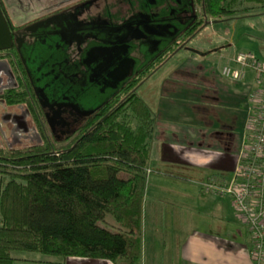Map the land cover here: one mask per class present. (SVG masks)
I'll return each instance as SVG.
<instances>
[{
    "label": "flooded vegetation",
    "instance_id": "flooded-vegetation-1",
    "mask_svg": "<svg viewBox=\"0 0 264 264\" xmlns=\"http://www.w3.org/2000/svg\"><path fill=\"white\" fill-rule=\"evenodd\" d=\"M0 9L10 34L0 48L3 150L75 145L174 58L222 49L195 40L224 21L204 0H0Z\"/></svg>",
    "mask_w": 264,
    "mask_h": 264
},
{
    "label": "trees",
    "instance_id": "trees-1",
    "mask_svg": "<svg viewBox=\"0 0 264 264\" xmlns=\"http://www.w3.org/2000/svg\"><path fill=\"white\" fill-rule=\"evenodd\" d=\"M204 2L206 12L222 20L264 6V0ZM153 123L151 107L135 92L75 145L0 148V264H14L17 250L142 264ZM106 214L119 230L99 225Z\"/></svg>",
    "mask_w": 264,
    "mask_h": 264
},
{
    "label": "crops",
    "instance_id": "crops-1",
    "mask_svg": "<svg viewBox=\"0 0 264 264\" xmlns=\"http://www.w3.org/2000/svg\"><path fill=\"white\" fill-rule=\"evenodd\" d=\"M188 56L163 80L157 111L152 110L142 205L143 264H252L250 236L230 198L203 189L205 182L222 183L232 176L245 134L252 75L234 81L217 70L211 78L203 77L201 88L191 77L201 70L187 65L210 56ZM237 98L240 107H247L243 132L233 124ZM195 107L205 108V114ZM80 258L69 257L68 264H114Z\"/></svg>",
    "mask_w": 264,
    "mask_h": 264
},
{
    "label": "built area",
    "instance_id": "built-area-1",
    "mask_svg": "<svg viewBox=\"0 0 264 264\" xmlns=\"http://www.w3.org/2000/svg\"><path fill=\"white\" fill-rule=\"evenodd\" d=\"M240 81L250 72L253 86L246 96L248 116L232 176L222 183L205 182L203 189L230 198L233 210L250 236L252 264H264V62L252 51H237L220 68Z\"/></svg>",
    "mask_w": 264,
    "mask_h": 264
},
{
    "label": "rangeland",
    "instance_id": "rangeland-1",
    "mask_svg": "<svg viewBox=\"0 0 264 264\" xmlns=\"http://www.w3.org/2000/svg\"><path fill=\"white\" fill-rule=\"evenodd\" d=\"M195 40L202 48L216 49L217 47H222L220 51L211 52L209 54L210 57H208L205 61H201L200 63L193 62L190 63V65L185 63L189 68L191 66L193 69L196 68V71L201 70V73H197L196 76L191 73L193 80L196 77L195 82H199L196 85H199L201 88H203V85H201L200 82L203 80V77L211 78L212 73L220 70L227 58L237 51L250 50L264 62V6L255 7L251 9V12L244 11L241 13H233L227 16L224 21H217L212 24L205 30V32H201ZM182 58L183 56L180 55L179 58H174L170 61L163 69L161 75L154 78V81H152L149 89L139 90L138 93L154 112L157 111L159 102L160 92L158 88L161 87V84L166 76L176 70L174 67L178 66L179 68L181 65H184V62L180 61ZM207 74L209 75L207 76ZM192 82L189 81V83ZM209 94L210 93L206 95ZM237 99L238 101H234L232 107L233 124L235 127H239V130L243 132L245 123L244 113L246 112L245 110H247V107L246 103H243L240 107L239 100L241 98ZM195 108L202 109L201 114H205V108ZM215 112L217 111L215 110ZM211 113L212 110L209 107L207 114L210 115ZM61 145L63 146L66 144L64 142L57 143V146ZM122 175L126 176V173ZM145 193L146 189H144L143 192V204L145 200ZM99 225L112 231H117L120 228L114 217L110 214H106L105 218L99 222ZM143 246L144 243L142 236V264L144 260ZM11 255L14 258V264H68L69 259V257L48 255L36 251L25 250L12 251Z\"/></svg>",
    "mask_w": 264,
    "mask_h": 264
},
{
    "label": "water",
    "instance_id": "water-1",
    "mask_svg": "<svg viewBox=\"0 0 264 264\" xmlns=\"http://www.w3.org/2000/svg\"><path fill=\"white\" fill-rule=\"evenodd\" d=\"M9 43H10L9 30L6 21L4 19V16L2 14V11L0 9V48L8 46Z\"/></svg>",
    "mask_w": 264,
    "mask_h": 264
}]
</instances>
